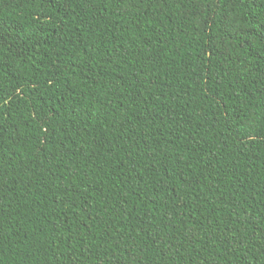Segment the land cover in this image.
<instances>
[{
  "label": "trees",
  "instance_id": "trees-1",
  "mask_svg": "<svg viewBox=\"0 0 264 264\" xmlns=\"http://www.w3.org/2000/svg\"><path fill=\"white\" fill-rule=\"evenodd\" d=\"M0 264H264V0H0Z\"/></svg>",
  "mask_w": 264,
  "mask_h": 264
}]
</instances>
